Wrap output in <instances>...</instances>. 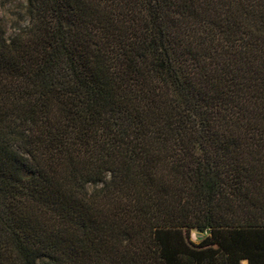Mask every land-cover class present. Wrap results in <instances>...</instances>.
Returning <instances> with one entry per match:
<instances>
[{
  "label": "trees",
  "instance_id": "1",
  "mask_svg": "<svg viewBox=\"0 0 264 264\" xmlns=\"http://www.w3.org/2000/svg\"><path fill=\"white\" fill-rule=\"evenodd\" d=\"M24 1L0 264H264V0Z\"/></svg>",
  "mask_w": 264,
  "mask_h": 264
},
{
  "label": "rangeland",
  "instance_id": "2",
  "mask_svg": "<svg viewBox=\"0 0 264 264\" xmlns=\"http://www.w3.org/2000/svg\"><path fill=\"white\" fill-rule=\"evenodd\" d=\"M27 3L24 0H0V22L7 36L14 35L18 30V24H26L27 18L21 21L22 16H26ZM91 190L92 187H89ZM207 233L192 231V239L199 242Z\"/></svg>",
  "mask_w": 264,
  "mask_h": 264
},
{
  "label": "crops",
  "instance_id": "3",
  "mask_svg": "<svg viewBox=\"0 0 264 264\" xmlns=\"http://www.w3.org/2000/svg\"><path fill=\"white\" fill-rule=\"evenodd\" d=\"M242 264H248V262L247 261H243Z\"/></svg>",
  "mask_w": 264,
  "mask_h": 264
},
{
  "label": "water",
  "instance_id": "4",
  "mask_svg": "<svg viewBox=\"0 0 264 264\" xmlns=\"http://www.w3.org/2000/svg\"><path fill=\"white\" fill-rule=\"evenodd\" d=\"M206 233H207V234H209V233H210V231L208 230Z\"/></svg>",
  "mask_w": 264,
  "mask_h": 264
}]
</instances>
